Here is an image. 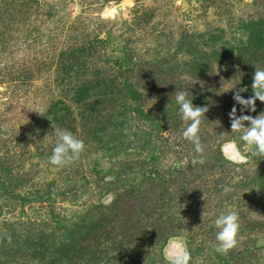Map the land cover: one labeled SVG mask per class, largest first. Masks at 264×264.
Here are the masks:
<instances>
[{
    "label": "rangeland",
    "instance_id": "rangeland-1",
    "mask_svg": "<svg viewBox=\"0 0 264 264\" xmlns=\"http://www.w3.org/2000/svg\"><path fill=\"white\" fill-rule=\"evenodd\" d=\"M254 66L264 0H0V264H169L170 241L189 264H264V156L229 116L264 112L234 100L254 95ZM177 88L209 109L195 167ZM52 121L85 143L63 167Z\"/></svg>",
    "mask_w": 264,
    "mask_h": 264
},
{
    "label": "clouds",
    "instance_id": "clouds-1",
    "mask_svg": "<svg viewBox=\"0 0 264 264\" xmlns=\"http://www.w3.org/2000/svg\"><path fill=\"white\" fill-rule=\"evenodd\" d=\"M254 68L255 72L251 86L254 95L247 99L241 95V93L248 91L247 87L240 88L234 94V100L243 106L241 109L242 112L244 110L256 112L257 100L264 102V67L254 66ZM170 96L171 98L174 97L176 103L179 105L181 119L183 121H190L182 132L183 138L194 144V155L190 163L193 167L197 163L203 164L205 148L201 143L200 126L203 122V117L209 109L194 105L193 100L188 98V92L181 88H177ZM229 116L231 119L230 133H241L239 140L244 142L245 152L254 146L252 155L264 156V112H261L255 117L246 114L238 116L237 109L233 107ZM246 124L249 126H245ZM52 129L57 138V143L52 149L49 162L54 166L63 167L77 160L85 150L84 141L77 138L71 131L57 126L53 121ZM221 151L224 157L232 162L242 163L246 160V156L242 154L240 147L234 141L224 142ZM111 200L112 197L109 195L106 202H111ZM214 223L219 229L216 233V240L218 241L216 250L226 254L238 244L237 237L240 229L239 215L236 211L230 210L220 214ZM167 256L169 264H189L191 260L190 252L175 241L169 242Z\"/></svg>",
    "mask_w": 264,
    "mask_h": 264
}]
</instances>
